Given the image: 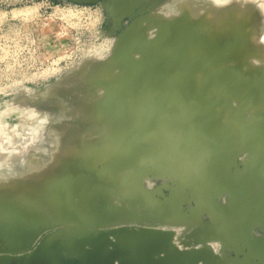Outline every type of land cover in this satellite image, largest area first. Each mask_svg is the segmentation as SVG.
I'll use <instances>...</instances> for the list:
<instances>
[{
  "label": "rangeland",
  "instance_id": "rangeland-1",
  "mask_svg": "<svg viewBox=\"0 0 264 264\" xmlns=\"http://www.w3.org/2000/svg\"><path fill=\"white\" fill-rule=\"evenodd\" d=\"M150 1L157 3L148 11L143 9V14L140 13L142 7L137 9L135 17H127L115 26L99 3L0 0V221H5L0 228V264H48L50 246L63 249L69 235L77 229L99 231L119 225H110L107 209H120L118 216H125L126 220L122 225L172 231L174 243L179 248H186V235L192 233L198 223L210 220L206 214H202L198 223L188 220L186 216L192 208L190 199L182 202L176 215L166 214L164 209L170 203L169 192L167 189L158 191L165 182L170 183L164 178L151 177L148 172L135 176L134 168L128 163L120 169L109 167L112 157L118 164L136 154L126 155L122 141L110 138L111 129L95 113V105L105 94L99 83L110 81L112 76L119 74L117 69L107 70L115 42L119 34L140 16L170 19L186 12L192 18L205 16L219 26L226 24L229 17L248 20L252 22L251 42L258 53V58L251 62L264 65V0ZM146 33L148 37L154 36L153 29L147 28ZM256 35L262 39L258 41L260 38H255ZM232 124L234 128L237 126L235 122ZM185 137L174 134L166 137L177 143L175 148L179 145L176 150L170 149L164 137L163 142L153 143L160 149L162 144L163 153L152 154L157 150L153 148L152 152L141 154L136 168L141 170L150 162L159 164L163 172H167L173 167L168 166L169 163L182 161L181 148H188ZM192 138L194 136L189 135L188 140ZM214 142L216 149L223 147L222 139L217 138ZM132 144L128 151L133 150ZM68 147L75 151L56 154L58 149ZM234 152H228L231 166H222L220 174L219 170L208 171L211 182L216 180L220 185L229 186L232 178L239 174L242 178L232 185V190L247 181L253 192L256 181L250 180L249 174L240 169L246 156H237L239 167L234 164ZM193 154L197 155L195 151ZM56 160L59 161L57 164ZM78 166L84 169L74 173V169L80 170ZM176 169L180 172L178 181L189 184L188 173L182 172L178 164ZM256 169V175L264 178V169ZM65 182L75 191L68 195L69 189L65 188L53 194ZM228 188L234 196V190ZM77 191H85L82 200L74 194ZM221 191L213 190L211 203ZM225 200L224 196L220 201L224 203ZM6 203L17 206L20 221L14 220L3 208ZM76 206L81 208L74 213ZM260 206L263 208L254 207L252 214H239L237 219L229 217L232 219L226 220V224H245L249 229L264 225V205ZM60 208L71 209L73 213L62 221H55L53 215ZM99 222L107 225L98 226ZM234 229L239 232L237 240L242 238L239 229ZM209 245L218 254L224 251L227 260L232 256L229 247L222 250L219 243ZM64 251V257H74ZM115 264H118L117 260Z\"/></svg>",
  "mask_w": 264,
  "mask_h": 264
},
{
  "label": "water",
  "instance_id": "water-1",
  "mask_svg": "<svg viewBox=\"0 0 264 264\" xmlns=\"http://www.w3.org/2000/svg\"><path fill=\"white\" fill-rule=\"evenodd\" d=\"M69 1L99 3L115 26L127 17H135L137 9L142 7L143 14V9L148 11L157 3L150 0ZM225 21L226 24L219 26L205 16L192 18L186 12L170 19L155 15L136 17L119 34L107 66V70L117 69L119 74L99 83L105 94L95 105V113L111 129L110 138L122 141L126 155L136 154L118 164L112 157L109 167L120 169L128 163L134 168L135 176L148 172L151 177L164 178L170 183L165 182L158 191L169 192L166 214L176 215L182 202L190 199L192 208L186 216L188 220L198 223L202 214L210 220L198 223L186 235V248H179L172 231L122 225L126 220L125 216H118L120 209H107V221L110 225H119L99 231L77 229L69 235L63 249L49 245L48 264H115L116 260L118 264H264V239L253 231L257 228L264 233V225L249 229L245 224H226V220L232 219L229 217L251 214L254 207L264 205V178L254 172L258 167L264 169V65L251 62L258 58L251 42L252 22L231 17ZM147 28L153 29V37H148ZM233 122L237 123L235 128ZM173 134L186 136L188 148H181L182 161L169 163L173 167L167 172L159 164L150 162L141 170L136 168L141 154L152 152L153 148L157 150L152 154L163 153V147L160 149L153 143H161L162 137L166 139ZM189 135L198 137L188 140ZM217 138L222 139V148L214 147ZM166 141L170 149L175 148L176 142ZM131 144L133 150L128 151ZM230 151H235L234 164L239 167L237 156L245 154L246 160L240 169L256 181L253 192L244 182L233 189V196L228 187H220L224 185L216 180L211 182L210 169L219 170L220 174L222 166H231ZM177 164L191 177L189 184L178 181ZM83 169H74V173ZM239 177L238 174L232 178L231 189ZM223 178L221 175L222 181ZM65 188L69 189L68 195L74 190L65 182L53 194ZM213 190L223 191L211 203ZM74 194L82 200L85 191ZM224 196L226 200L222 203ZM79 208L76 206L73 212ZM73 212L60 208L53 220L62 221ZM99 223L101 227L107 225ZM235 227L243 235L238 240ZM210 243H219L222 250L231 248L232 256L227 260L224 251L216 253ZM64 249L74 257H64Z\"/></svg>",
  "mask_w": 264,
  "mask_h": 264
},
{
  "label": "bare ground",
  "instance_id": "bare-ground-1",
  "mask_svg": "<svg viewBox=\"0 0 264 264\" xmlns=\"http://www.w3.org/2000/svg\"><path fill=\"white\" fill-rule=\"evenodd\" d=\"M240 3H241V2H240ZM241 5H242V3H241ZM260 7H261V6H260ZM187 10H188V11H191V10H189V9H187ZM200 10H201V9H200ZM242 10H243V9H242ZM190 13H191V12H190ZM193 13H194V12H193ZM193 13H192V14H193ZM241 13H242V11H241ZM241 13H237V14H241ZM192 14H190V15H192ZM245 15H246V14H245ZM245 15H244V16H245ZM255 15H256V14H255ZM192 16H193V15H192ZM218 16H219V15L217 14V17H218ZM165 17H166V16H165ZM167 17H168V16H167ZM255 17H256V16H255ZM245 18H246V17H245ZM256 18H258V17H256ZM217 19H218V18H217ZM214 21H215V20H214ZM256 28H257V27H256ZM256 28H255V29H256ZM259 28H260V27H259ZM253 31H258V30H253ZM254 33H257V32H254ZM259 35H260V34H259ZM259 35H256L255 38L259 37ZM259 38H260L259 40L257 39L258 41H260V40L262 39L261 36H260ZM253 40H254V39H253ZM253 40H252V41H253ZM255 40H256V39H255ZM263 40H264V39H263ZM263 40H262V41H263ZM258 41H256V42L258 43ZM253 42H254V41H253ZM257 43H256V44H257ZM261 44H263V42L260 43V45H261ZM263 46H264V45H263ZM259 47H260V46H259ZM253 61H254V60H253ZM194 137H195V136H194ZM162 139H163V137H162ZM168 139H169V138H168ZM218 139H219V138H218ZM178 140L180 141V138H179ZM181 142H182V141H180V143H181ZM219 142H220V141H219ZM184 143H185V142H184ZM217 144H218V143H217ZM72 146H73V145H72ZM161 146H162V144H161ZM178 146H179V145H178ZM178 146H176V148H178ZM176 148H175V150H176ZM215 148H216V147H215ZM72 149H73V148L71 147V148H70L71 153L75 151V150L72 151ZM74 149H75V148H74ZM70 150H69V147H68V149H64V148L62 149V148H60V149L57 150L58 152H57L56 154L59 153L58 155H60V153H62V155H66L65 152H66V151H70ZM63 152H64L65 154H64ZM172 152H175V151H172ZM176 152H177V151H176ZM213 152H214V151H213ZM68 154H69V153H68ZM62 155H61V156H62ZM68 156H69V155H68ZM57 157H58V156H57ZM59 157H60V156H59ZM59 157H58V159H59ZM57 161H58V160H56V164H57ZM58 162H59V161H58ZM51 169H52V168H51ZM223 169H224V168H223ZM209 171H210V170H209ZM223 171H224V170H223ZM50 173H51V172H50ZM224 175H225V174H224ZM240 177H241V176H240ZM243 177H244V176H243ZM221 182H222V181H221ZM243 182H244V181H243ZM245 182H247V181H245ZM9 184H11V183H9ZM243 185H244V184H243ZM246 185H247V184H246ZM8 186H9V185H8ZM11 186H12V185H11ZM225 186H228V184H227V185H224V187H225ZM235 186H236V184H235ZM237 186H238V185H237ZM237 186H236V187H237ZM9 187H10V186H9ZM25 187H26V186H25ZM224 187H223V188H224ZM228 187H229V186H228ZM3 188H4V187H3ZM12 188H13V187H12ZM20 188H21V187H20ZM13 189H14V188H13ZM230 189H231V187H230ZM231 190H232V189H231ZM232 191H233V190H232ZM230 192H231V191H230ZM19 203H20V202H19ZM58 203H59V202H58ZM3 208L6 209L9 213H11V216L13 217L14 220L16 219V221H20V218H18V216H17V212H16V211H18V209H17V206H16V205H13V204H7V203H6V204H3ZM21 209H22V208H21ZM262 210H263V209H262ZM47 211H48V209H47ZM25 213H26V212H25ZM31 214H32V213H31ZM251 214H252V213H251ZM20 215H21V214H20ZM25 216H26V215H25ZM14 217H15V218H14ZM26 217H27V216H26ZM248 218H249V217H248ZM236 219H237V218H236ZM40 220H42V219L40 218ZM238 222H239V221H238ZM241 222H242V221H241ZM4 223H5V221H4V222L0 221V228H3V224H4ZM239 223H240V222H239ZM6 226H7V225H6ZM237 231H238V230H237ZM237 231H236V232H237ZM236 232H235V233H236ZM240 234H241V233H240Z\"/></svg>",
  "mask_w": 264,
  "mask_h": 264
},
{
  "label": "flooded vegetation",
  "instance_id": "flooded-vegetation-1",
  "mask_svg": "<svg viewBox=\"0 0 264 264\" xmlns=\"http://www.w3.org/2000/svg\"><path fill=\"white\" fill-rule=\"evenodd\" d=\"M254 231V233L259 237V238H262V239H264V233H262V234H259L260 232H259V230L257 229V231H255V229L253 230ZM259 232V233H258Z\"/></svg>",
  "mask_w": 264,
  "mask_h": 264
}]
</instances>
